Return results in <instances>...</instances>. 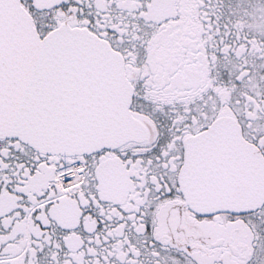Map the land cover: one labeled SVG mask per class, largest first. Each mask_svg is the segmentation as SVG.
<instances>
[{"label": "snow or ice", "instance_id": "obj_1", "mask_svg": "<svg viewBox=\"0 0 264 264\" xmlns=\"http://www.w3.org/2000/svg\"><path fill=\"white\" fill-rule=\"evenodd\" d=\"M0 264H264V0H0Z\"/></svg>", "mask_w": 264, "mask_h": 264}]
</instances>
